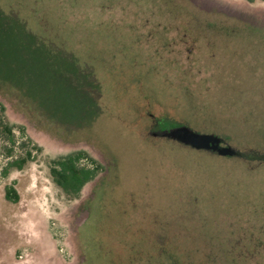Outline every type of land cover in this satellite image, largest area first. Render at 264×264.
Masks as SVG:
<instances>
[{
	"label": "rangeland",
	"instance_id": "1",
	"mask_svg": "<svg viewBox=\"0 0 264 264\" xmlns=\"http://www.w3.org/2000/svg\"><path fill=\"white\" fill-rule=\"evenodd\" d=\"M0 105V264H264L263 0H0ZM76 152L100 170L70 199Z\"/></svg>",
	"mask_w": 264,
	"mask_h": 264
},
{
	"label": "trees",
	"instance_id": "2",
	"mask_svg": "<svg viewBox=\"0 0 264 264\" xmlns=\"http://www.w3.org/2000/svg\"><path fill=\"white\" fill-rule=\"evenodd\" d=\"M264 2V0H263ZM4 108L0 105V115L3 113ZM2 125V130L8 136L9 143L14 145V136L12 129L7 126ZM163 128L171 125H176L170 123L169 121L163 120ZM12 148L6 150L7 156H12ZM31 158V153L26 152L24 157H19L13 159L5 164L1 170V175H6L9 169L21 170L24 164ZM86 159V155L82 152H76L58 160L52 161L49 165V175L52 182L63 192V194L70 198H78L82 188L89 182L95 180L98 171L100 170L99 165L92 159H90L91 165H81V160ZM4 199L10 203L16 204L19 197L12 186H7L4 188Z\"/></svg>",
	"mask_w": 264,
	"mask_h": 264
},
{
	"label": "water",
	"instance_id": "3",
	"mask_svg": "<svg viewBox=\"0 0 264 264\" xmlns=\"http://www.w3.org/2000/svg\"><path fill=\"white\" fill-rule=\"evenodd\" d=\"M159 135L197 151H212L222 157L241 156L230 147L220 146L222 140L218 136L197 133L187 126L169 128Z\"/></svg>",
	"mask_w": 264,
	"mask_h": 264
},
{
	"label": "flooded vegetation",
	"instance_id": "4",
	"mask_svg": "<svg viewBox=\"0 0 264 264\" xmlns=\"http://www.w3.org/2000/svg\"><path fill=\"white\" fill-rule=\"evenodd\" d=\"M178 126H181V125H171V126H167V127H165V128H159V126L156 124L155 127H156V129H157V133H158V135H159V134H161L163 131H165V130H167V129H169V128H174V127H178ZM220 139H221V138H220ZM221 140H222V139H221ZM220 146H222V147H229V146L225 145L223 141L221 142ZM210 152H212V151H210ZM213 153H215V152H213ZM215 154H216V153H215ZM226 157H229V156H226Z\"/></svg>",
	"mask_w": 264,
	"mask_h": 264
}]
</instances>
